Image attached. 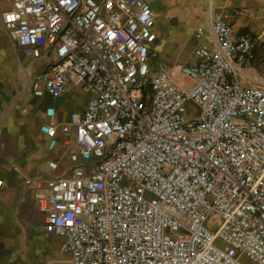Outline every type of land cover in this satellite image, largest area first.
Listing matches in <instances>:
<instances>
[{"label": "built area", "instance_id": "built-area-1", "mask_svg": "<svg viewBox=\"0 0 264 264\" xmlns=\"http://www.w3.org/2000/svg\"><path fill=\"white\" fill-rule=\"evenodd\" d=\"M5 1L33 96H87L67 120L46 108L34 191L72 264H264L260 37L209 4L194 61L169 67L149 0Z\"/></svg>", "mask_w": 264, "mask_h": 264}, {"label": "crops", "instance_id": "crops-1", "mask_svg": "<svg viewBox=\"0 0 264 264\" xmlns=\"http://www.w3.org/2000/svg\"><path fill=\"white\" fill-rule=\"evenodd\" d=\"M149 2L159 38L155 46L158 58L154 57L157 64L173 67L194 61V33L198 27L207 29L209 4L229 13L236 33L261 35L264 0ZM9 7L0 0V264H72L71 255L61 252L62 239L46 231L45 213L39 209L34 191L49 177L47 160L54 156L40 130V124L47 121L46 108L56 106L58 120H67L84 108L86 99L73 87L58 99L33 96L27 88L30 61L18 53L2 28L3 13ZM253 65L250 73L264 78L257 73L256 63ZM67 164L64 159L63 165Z\"/></svg>", "mask_w": 264, "mask_h": 264}, {"label": "rangeland", "instance_id": "rangeland-1", "mask_svg": "<svg viewBox=\"0 0 264 264\" xmlns=\"http://www.w3.org/2000/svg\"><path fill=\"white\" fill-rule=\"evenodd\" d=\"M4 32H6L7 34V31L5 30L4 26H2ZM260 31H261V35H258L260 38L258 40V48L255 52V61L254 63H256V70H257V73L258 74H263L264 75V34H262V32H264V19L262 20V22L260 23ZM8 35V34H7ZM1 49V47H0ZM1 54V53H0ZM158 54L159 52L158 51H155V58H158ZM188 56V55H187ZM186 56V57H187ZM0 63H2V55H0ZM27 82V75L25 73L24 77H23V84L25 86ZM78 97V96H77ZM87 96H84V98H86ZM15 97L12 96V100L14 99ZM189 109L190 110H195V106L194 105H189ZM245 263L247 264H253L250 260L248 259H244Z\"/></svg>", "mask_w": 264, "mask_h": 264}]
</instances>
